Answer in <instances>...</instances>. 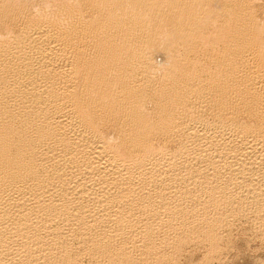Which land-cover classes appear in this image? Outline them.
Listing matches in <instances>:
<instances>
[{
    "label": "bare ground",
    "instance_id": "1",
    "mask_svg": "<svg viewBox=\"0 0 264 264\" xmlns=\"http://www.w3.org/2000/svg\"><path fill=\"white\" fill-rule=\"evenodd\" d=\"M261 2L0 0V264L264 229Z\"/></svg>",
    "mask_w": 264,
    "mask_h": 264
},
{
    "label": "rangeland",
    "instance_id": "2",
    "mask_svg": "<svg viewBox=\"0 0 264 264\" xmlns=\"http://www.w3.org/2000/svg\"><path fill=\"white\" fill-rule=\"evenodd\" d=\"M261 1H263L261 3L264 4V0ZM260 14H262V11H260ZM113 129L116 130L114 127L106 131H108L110 135H113ZM240 219L241 218H235V222L232 221L223 227L224 229H222L221 234L223 240L220 239V242H216L217 245L214 246L213 252L208 243L206 244L204 241H199L198 243L197 241H192L182 245V248L180 247L176 254L174 252L171 253L169 250V253L175 254L174 257L173 255H169V253H167L168 255L164 254L161 256L151 254L149 256L146 255L147 258L141 256V261L139 260L137 264H164L163 262L168 260L171 256L172 259L166 261L165 264H264V229H261V231L257 226L259 224L255 223L256 221ZM164 256H167L166 259ZM156 257L159 260L161 258L160 262ZM90 261H92V259L86 257L83 263L88 264Z\"/></svg>",
    "mask_w": 264,
    "mask_h": 264
}]
</instances>
